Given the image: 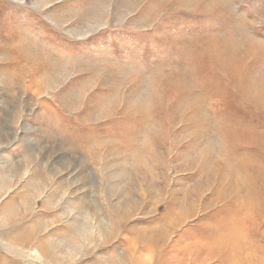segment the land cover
Wrapping results in <instances>:
<instances>
[{"label":"rangeland","instance_id":"1","mask_svg":"<svg viewBox=\"0 0 264 264\" xmlns=\"http://www.w3.org/2000/svg\"><path fill=\"white\" fill-rule=\"evenodd\" d=\"M0 264H264V0H0Z\"/></svg>","mask_w":264,"mask_h":264},{"label":"bare ground","instance_id":"2","mask_svg":"<svg viewBox=\"0 0 264 264\" xmlns=\"http://www.w3.org/2000/svg\"><path fill=\"white\" fill-rule=\"evenodd\" d=\"M158 237H159V235H158ZM156 238V237H155Z\"/></svg>","mask_w":264,"mask_h":264}]
</instances>
